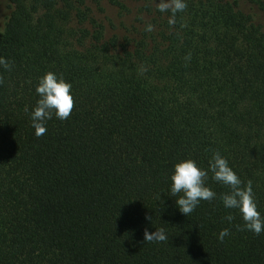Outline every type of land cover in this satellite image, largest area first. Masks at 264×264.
Instances as JSON below:
<instances>
[{
  "label": "trees",
  "instance_id": "trees-1",
  "mask_svg": "<svg viewBox=\"0 0 264 264\" xmlns=\"http://www.w3.org/2000/svg\"><path fill=\"white\" fill-rule=\"evenodd\" d=\"M106 2L120 23L104 0H0V264H264L211 172L188 216L170 196L177 162L219 151L264 214V0H185L174 24L160 0ZM48 71L74 109L37 136Z\"/></svg>",
  "mask_w": 264,
  "mask_h": 264
},
{
  "label": "clouds",
  "instance_id": "clouds-1",
  "mask_svg": "<svg viewBox=\"0 0 264 264\" xmlns=\"http://www.w3.org/2000/svg\"><path fill=\"white\" fill-rule=\"evenodd\" d=\"M186 7L185 0H160L158 3L160 12L171 10L170 24L175 23L176 13L183 11ZM152 30L153 26L149 24L146 31L151 32ZM0 65H3L5 69L11 68L10 62L3 57H0ZM72 89V83L56 72L48 71L39 78L36 86L39 99L31 113L32 126L37 136L46 132L47 122L53 116L59 120L69 118L75 103ZM209 172H211L214 181L229 189L220 197L224 208L235 209L240 214L244 227L248 231L256 235L264 233V214L259 211L253 182L248 180L245 183L229 164L227 157L219 151L213 153L207 168L202 167L197 160L190 157L182 159L174 165L170 196L176 198L175 204L179 211L188 216L202 200L216 199L217 193L207 183ZM226 219L231 222L233 216L229 214ZM229 234V229H222L218 238L223 242ZM166 239L167 235L163 228H156L154 232H150L146 228L144 231V240L147 242H160Z\"/></svg>",
  "mask_w": 264,
  "mask_h": 264
},
{
  "label": "rangeland",
  "instance_id": "rangeland-1",
  "mask_svg": "<svg viewBox=\"0 0 264 264\" xmlns=\"http://www.w3.org/2000/svg\"><path fill=\"white\" fill-rule=\"evenodd\" d=\"M104 2H105L104 5H107L106 0H104ZM108 14L115 20L116 23H120V21L123 19L120 16L117 17L118 13L116 7L108 6ZM102 16L105 15L103 14ZM128 20H130V18H128ZM125 23H127V21ZM2 27H3L2 17H0V30L2 29Z\"/></svg>",
  "mask_w": 264,
  "mask_h": 264
}]
</instances>
